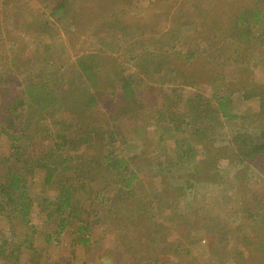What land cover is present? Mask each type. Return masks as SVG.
Masks as SVG:
<instances>
[{"label":"rangeland","instance_id":"obj_1","mask_svg":"<svg viewBox=\"0 0 264 264\" xmlns=\"http://www.w3.org/2000/svg\"><path fill=\"white\" fill-rule=\"evenodd\" d=\"M201 1L111 0L103 12L93 10L94 13L97 12V15L87 25L85 17L81 15L77 17L76 25L81 31L79 32L71 24L70 16L61 18V14H56L54 11L59 0H0V26L2 24L0 33L5 41L0 43V159L2 162L3 158H7L11 153L10 143L1 133L8 125L6 122L10 114L13 115V119L17 116V121L20 123L13 127L22 129L25 134L22 145L24 157L21 158L24 160L28 156L38 157L46 150L47 142H43V136L40 135L42 133L38 132L41 129L40 125L49 129L51 134L64 129V134L68 135L70 142L75 139L73 116L63 109L51 112L53 109L50 108L58 101L61 103L62 98L66 97L69 91L75 90L77 93L98 91L107 97L118 95L117 87L121 85L120 82L114 83V88L106 82H101L96 88H89L79 66H74L78 59L94 76L101 77L106 70L118 72L122 69L123 77L130 76V85L136 93L138 95L142 93L141 95L145 96L142 101L139 100L138 104L147 101L150 108L159 110L164 103H168L165 97H170L173 101L177 100L176 113L182 115L185 122L190 121L193 115L198 116L197 114L200 113L204 115L195 123L183 125L184 132L177 133V137L195 141L197 128L201 130L205 125L214 126L211 134L215 138L216 146L213 148L212 143L209 151L215 153L216 158L210 161L205 160L204 154L197 151L194 155L196 162H187L189 158L186 155L182 157L179 155L180 160L186 161L180 162L176 160L180 153L174 151L178 144L173 146L171 139L167 142L158 140L161 130L156 129L151 139L142 142L140 136L143 137L144 132L136 129L139 125L138 119L121 120V133L116 132L118 137L120 135L116 155L127 160L129 170L144 186L138 191L147 192L150 190L148 183H151V187L158 192L165 185L172 189V194L176 192L173 190L177 189L184 194L182 195V192L181 196L177 194L174 207L171 209L156 208L145 211L153 218L147 221V231H159L169 217L174 218L179 225H176L177 227L174 225L171 229L163 227L162 237L168 242H177L178 239L188 240L186 249L193 258L191 264H200L199 258L203 255L206 246L210 247L211 257L219 259L218 262L214 259V264L222 261V255L225 264H236L244 250L239 241L241 234L233 232V224L230 222L236 220L239 228L249 235L250 242L253 241L252 234L257 231L258 226V220L252 216L237 218L238 186L241 185L242 189H246L243 197L248 200L245 207L251 214L258 210L252 197H256L257 202L264 205V174L248 165L247 161L241 163L237 157L229 160L228 155L230 149H234L233 142L236 135H248L255 143L264 141V111L261 110L264 109L262 107L264 105V32L258 25L253 27L248 48L244 54L238 51L232 52L224 40V35L219 33H216L212 40L193 39L192 42H189V39L186 40L185 35L179 31L178 35L182 36H164L171 27L175 29L176 23L179 25L187 18L204 15L208 6H199L198 3ZM78 2L79 0H67L69 10L77 9ZM253 4L261 8L264 6V0H251V5ZM71 12L76 13L77 10ZM14 16L21 21L32 23L38 21L40 25L49 29L47 33L50 35L44 36L25 31L19 34L17 41H13L16 37L11 32ZM67 29L73 36L66 32ZM124 34H127L124 38L125 43L116 39L118 37L122 39ZM153 40L156 41L160 54L154 53L149 48L148 45L154 44L149 41ZM184 41L189 44L186 45ZM12 42H17L19 46L16 47ZM187 50H194L193 59L185 62L182 55ZM173 55L168 65L158 68L160 61H165L163 57ZM13 56H17L19 61L14 62ZM14 64H18L17 68ZM170 65L173 67L169 68ZM146 69L149 72H141ZM188 75L195 76L194 86L190 84ZM182 78L184 83H179L178 81ZM237 82L243 83L237 84ZM228 86L236 89L233 92H226ZM151 89L153 92L148 99L146 92ZM254 90L258 95L249 97ZM51 91H54L55 99L50 95ZM47 93L49 96L45 95ZM57 94L61 96L58 97ZM196 96L200 97L201 106L190 111L193 103H189L188 99ZM20 98L23 99L24 104L13 111L12 105L17 104ZM29 98L36 100L40 106H34ZM49 98L53 99L51 105H48ZM226 98L230 102L228 105L229 113L233 115L232 120L220 117V114L213 109L217 99L225 101ZM105 110L104 106H95L90 110V117L94 119L91 122L92 127L101 129L106 127ZM145 113L147 111L144 112V117H146ZM216 119H219L218 125L214 124ZM243 127L246 128L245 132ZM187 141L182 143L186 149L189 146ZM168 143L173 150L172 157L169 156V158L174 164L164 163L158 167L156 161H159L158 159L161 161L165 157L162 153L166 154L167 151L162 150L168 149ZM201 145L203 143L198 142L196 147ZM81 147L83 149V146ZM24 164L14 160L10 162V166L18 171H25L27 166ZM197 166L199 171L196 169ZM211 170L218 172L220 182L211 184L197 181L203 176L204 171ZM105 171L104 178L93 183L85 181L84 189H77L76 199L87 208L90 205L93 216L96 215L90 220L88 244L83 247L76 245L75 235L70 229L60 235L58 243L47 244L44 237L56 231V217L48 220L46 211H41L36 205L42 198L53 199L58 182L64 181L68 175L74 177L67 170L65 172L61 170L55 175L52 185L45 189L42 188L44 172L36 169L32 164V173L27 176V189L33 202L30 224L33 225L35 232L32 237L31 235L29 237L31 248L21 247L16 264H125L122 262V256H125L127 250L138 251L137 242L128 239L125 231L111 234V237L105 231L110 221L115 218L107 215V207L100 203L99 199H104L103 202L108 204L106 199H112L118 195V186L114 184V174L108 168ZM72 183L76 188L80 185L77 180ZM217 187H221L222 190L216 189ZM96 193H100L101 196L98 200L94 198ZM121 203L119 206L125 204L127 209L119 210L117 219L123 218V211L128 212L134 208L132 198ZM229 212L236 214L230 217ZM193 214H197L199 222L196 223L200 228L196 229L194 227L196 223L191 226L190 222L184 226L180 225L185 217H192ZM203 229L205 232L200 231H204ZM28 232L30 229L20 227L16 221L8 224L6 218L0 214V238H9L8 235L13 233L16 238L12 241H17L19 239L17 236L22 237L23 233ZM223 239H226L225 242L222 241ZM159 244L155 243L152 247L155 252L146 254L141 262L162 250L163 247ZM163 255L159 256L157 263L172 264Z\"/></svg>","mask_w":264,"mask_h":264},{"label":"trees","instance_id":"obj_2","mask_svg":"<svg viewBox=\"0 0 264 264\" xmlns=\"http://www.w3.org/2000/svg\"><path fill=\"white\" fill-rule=\"evenodd\" d=\"M110 1L111 0H79L77 9L71 10H77V12L74 13L69 10L67 0H59V4L57 3L58 5L55 7L54 11L56 14H61V18H65L67 15L70 16L71 24L75 26L77 31L81 32L76 25L78 21L76 18L80 15L85 17V24L87 25V23L89 24L92 18L97 15V12L94 13L93 10L96 9L103 12V9L107 8V4ZM88 5L89 7H86ZM198 5L201 7L208 6L204 15H200L197 18H187L184 23L179 25L176 23L175 29L171 27L164 36H182L178 35L179 32H181L185 35L186 40L189 39L188 41L192 42L193 39H204L209 41L212 40L216 33H219L224 35V40L227 46L232 49V52L238 51L240 54H244L245 51H247L253 27L258 25L262 29V32H264V6L258 8L254 4L251 5V0H202ZM56 14L53 13V15ZM174 20L178 21L177 19ZM11 25V32L16 36L13 41H17L19 34L25 31H32L35 34L44 36L50 35V33H47L49 29L40 25L38 21H33V23L21 21L20 19H15L14 16ZM66 32L73 36L69 29H67ZM5 34L8 36L7 32H5ZM125 37H127V34H124L122 39L119 37L116 39L122 40L125 43ZM1 41L5 43L0 33V43ZM149 42L154 43L153 45H148L151 51L160 54L156 41L153 40ZM189 42L184 41L186 45H188ZM12 43L16 47L19 46L17 42ZM193 52L194 50L185 51L182 55L183 61H192ZM173 57L174 55L163 57L165 61H160L158 68L168 65L171 61L170 58ZM12 59L14 62L19 61L17 56H13ZM20 60L22 59L20 58ZM17 66L18 64H14L15 68H17ZM74 66H79L89 88H96L101 82H106L107 85H112L111 88H114V83L120 82L121 85L117 87L119 93L118 95L107 97V95L99 93L98 91L95 93L89 91L77 93L73 89V91H69L66 97L64 96L62 98L61 103L58 101L50 108L53 109L51 112L63 109L73 116V127L76 134L75 139L73 142H70L68 135L64 134V129L55 134H51L49 129H45L42 127L43 125H40L41 129H39L38 132L42 133L40 135L41 137L43 136V142H47V147L45 152L38 157L31 155L32 158L28 156L24 158V160H21V158L24 157V147L22 145L24 144L23 141H25V134L22 129L20 130L13 127L15 124H20L17 121V116L14 117L16 121H14L12 114L7 118L6 123L8 125L1 133L8 139L11 153L7 158H3L2 162L0 159V214L6 218L8 224L16 221L20 227L30 229V232L23 233L22 237L17 236L19 237L17 241H12L16 238L13 233L8 235L9 238H0V262L2 264H16L19 259L18 254L21 247L28 246V248H31V239L29 237L30 235L31 237L34 235L35 230L33 225L30 224L33 202L27 189V176L32 173V164H34L36 169H40L44 172L42 188L45 189L52 185L55 175L61 170L64 172L67 170L68 173H71V176L74 177L72 178L68 175L64 181L58 182L56 184V191L53 199L42 198L40 200L41 202L36 205L41 211H46L45 215L48 220L52 217H56V231L45 235V243H58L60 235L65 232V230L70 229L75 235L74 241L76 245L83 247L88 244V237L91 229L90 220L94 219L96 215L93 216L94 214L91 211L90 205L87 208L85 205H81L80 201L76 199L77 189H84L85 181L87 183H93L98 179L104 178L106 176L104 172H106L105 170L108 168L115 176L114 184L118 186V195L112 199H106L108 204L103 202L104 199H99V197H101L100 193H96L94 198L96 200L99 199V202L107 207V215L115 218L110 221L108 226L115 230L127 229V227L130 228L127 237L135 240L138 248V251L130 253V256L133 258V264H140L143 255L155 252L152 247L158 242L163 247L161 251L166 254L170 252L178 264L193 263V258L186 249L188 240L183 241V239H178L177 242H167L162 238L153 237V239L148 242L151 235H157L159 231H147V221L153 218L151 214H146L145 211H152L156 208H173L174 200L178 195L181 196L182 191L180 192L178 189L173 190L176 192L172 194V189L164 185L158 192L151 187V183H148L150 190L147 192L138 191L144 186L137 181L138 178L136 175L129 170L127 160L116 155L119 149L117 146H119L120 142V135L118 137V133L120 132L121 120H125L124 118H136L139 122L136 129H141L144 132L143 137L140 136L142 142L151 139L156 129L161 130L158 140L167 142L171 139L173 146L174 144L175 146L178 144L176 147L178 149L175 148L174 151L180 153L177 155L176 159L180 160V157L184 155L187 157V155L190 154L189 152L194 151L198 142L203 143L204 151L208 155L210 152L209 146L215 141V138L211 134L213 133L212 130L214 126L207 125L202 127L201 130L197 128V130H195V141L181 139L177 137L176 134H183L184 130H182V126L195 123L197 120L204 117L203 114H197L198 116L193 115L190 121L185 122L183 116L176 113L178 108L177 100L173 101V98L170 97H165L168 103H164L163 107L159 110L150 108L149 102L147 101H144L143 104H138L139 100L142 101L145 96L141 95L142 93L139 95L136 93L133 86L130 85V76L123 77L122 69L118 72L106 70L105 74L100 77L94 76L89 69L83 66L82 61L79 59ZM171 67L173 66L170 65L169 68ZM141 72L147 73L149 71L146 69V71L141 70ZM169 72L171 71L169 70ZM193 78H195L194 75H188V80L192 86L195 85ZM178 82L184 83V78ZM239 83L243 82H237V84ZM231 85L234 86L233 83ZM234 89L236 88L228 86L226 92H233ZM53 92L54 91H51L50 95L55 99ZM152 92V89L147 91L146 98L149 99ZM45 95L49 96L48 93ZM253 95H258L257 91H252L249 97ZM57 96L60 97L61 95L57 94ZM29 100L34 106H40L36 100L30 98ZM48 101V105H51L53 99L49 98ZM188 102L191 104L193 103L189 109L190 111L196 110L202 103L198 96L193 99H188ZM228 103L230 102L227 98L225 101L217 99V104L213 109L217 114H220V117H227L232 120L233 115L229 113ZM23 104L24 101L20 98L17 104L15 103L11 108L15 111V109L22 107ZM176 104L177 106H175ZM95 106H104L106 109V118L104 121L106 127H104V129L95 128L91 125L94 119L90 117V110ZM262 107H264V105H262ZM261 110L264 111V109ZM146 111V117H144V112ZM218 120L219 119H216L215 125L219 124ZM243 129V132H245L246 128L243 127ZM174 138L176 139L174 140ZM186 141L188 142L187 145H189L187 149L182 145V143L184 144ZM233 143L234 149H230L228 159L230 160L233 157H237L238 161L241 163L247 161L248 165L254 167L258 172H261V174H264V158H261L264 156V141L255 143L248 135L241 134L236 135ZM81 146H83V149ZM171 147V144L168 143V149L162 150L167 151V155L162 153L165 157L161 161L160 159L156 161L158 167H161L164 163L170 165L174 164L170 159L172 157L171 153H173V150L170 149ZM11 160L21 164L25 163L24 165H26L27 168L25 171L15 170L10 166ZM196 169L199 171L198 166ZM203 173V176L197 179V181L214 184L221 180L217 176L218 172L216 170L204 171ZM76 180L80 183L78 188L72 183H75ZM238 187L239 212L238 214L229 212L228 216L231 217L236 214L239 219H243V216H245V218L252 216L258 220V226L257 231L252 234L254 239L250 242L248 238L249 235L239 228L240 226L237 221L233 220L234 222H230L233 224V232H239V234H241V236H239V241H241V246L244 250V253L240 254L236 264H264V205L257 202L256 197H252L257 204L258 210L249 214V210L245 207L248 200H245L243 197V192L246 189H242L241 185ZM131 198L133 199L134 208L130 209L128 212L123 211V218L117 219L116 216L118 211L127 209L125 204L119 206V203H121V201L126 202ZM166 221L165 224L168 226L173 227L174 225H179V223L174 221V218L169 217ZM188 222L191 223V226L199 222L197 214H193L192 217H185L180 225H187ZM194 227L198 229V223H196ZM104 229H106V226H104ZM232 230L230 229V231ZM200 231L205 232L202 230Z\"/></svg>","mask_w":264,"mask_h":264},{"label":"crops","instance_id":"obj_3","mask_svg":"<svg viewBox=\"0 0 264 264\" xmlns=\"http://www.w3.org/2000/svg\"><path fill=\"white\" fill-rule=\"evenodd\" d=\"M206 126V125H205ZM241 127V126H240ZM213 135V134H212ZM213 146H216L215 145V143H213V145H212V147ZM201 147V148H200ZM210 148H211V146H209ZM197 148V150L196 149H194V151H192V152H189L190 154L189 155H187V158H189L188 159V161L187 162H196V160L194 159V155H195V153L197 152V151H201L204 155H203V157L205 156V160H212L213 158H216V156H214L215 155V153L213 154V152L212 153H210L209 152V154L207 155L206 153H205V151H204V145H201V146H198V147H196ZM214 148V147H213ZM180 162H186V161H183V160H180ZM214 186V185H213ZM225 187V186H224ZM219 188V189H218ZM216 189H218V190H222L221 189V187H217ZM116 190V189H115ZM223 191H224V189H223ZM184 195V194H183ZM182 197H184V196H182ZM175 207H176V203H175ZM230 209V208H229ZM233 210H235V209H233ZM148 226V225H147ZM176 226V225H175ZM163 227H165L166 229H171V228H174V227H172V226H168V225H166L165 224V222L163 223V225L161 226V228H160V230H159V235L157 234H155L157 237H159V238H162L163 240H165L163 237H162V229H163ZM177 227V226H176ZM129 228L127 227V229L126 228H124V229H121V230H115L114 228H112V227H110V226H107V229L105 230L106 231V233H108L107 235L109 236V237H111V234H119V233H121V232H123V231H125V233H126V236L128 235V232H129ZM204 231H205V229H204ZM155 235H151V237L149 238V241L148 242H150V240L151 239H153V237L155 236ZM155 236V238H157ZM205 237V239H206V236H204ZM123 238H124V236H123ZM128 239H130L132 242L134 241L133 239H131L130 237H127ZM154 238V239H155ZM225 240L226 239H223L222 241L223 242H225ZM166 241V240H165ZM127 242V241H126ZM156 242V241H155ZM168 242V241H167ZM159 243V242H158ZM205 243V242H204ZM128 244H129V242H128ZM160 246H161V244H159ZM210 248V247H209ZM209 248H208V246H206V248H205V251H204V253H203V255L199 258V262H200V264H206V263H209V264H214L213 263V260L214 259H216V261L218 262V260L219 259H217V258H215V257H211V255H210V250H209ZM128 250H130V249H128ZM127 250V252H129ZM162 251L160 250V251H158V252H156V254H155V256H153V257H148L149 259H146V260H144V261H142L141 262V264H158L157 263V259H159V256L161 255V254H164L163 255V257L164 258H167V259H169L170 260V262L172 263V264H178L177 262H176V259L174 258V256L172 255V254H170V252L168 253V254H166V253H164V252H162ZM131 252H129V253H125L124 255L125 256H122V262H124L125 264H133V258L130 256L131 254H130ZM212 254V253H211ZM144 256L145 255H143L142 256V259H144ZM232 257V256H231ZM101 260H103L102 258H100ZM141 259V260H142ZM221 260L222 261H220L219 262V264H225V261H224V258H223V255H222V257H221ZM90 261H92V259L90 258ZM222 262V263H221Z\"/></svg>","mask_w":264,"mask_h":264}]
</instances>
